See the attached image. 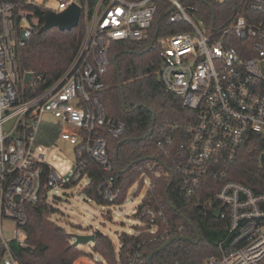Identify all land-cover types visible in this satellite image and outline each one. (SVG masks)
I'll return each mask as SVG.
<instances>
[{
    "label": "built area",
    "instance_id": "1",
    "mask_svg": "<svg viewBox=\"0 0 264 264\" xmlns=\"http://www.w3.org/2000/svg\"><path fill=\"white\" fill-rule=\"evenodd\" d=\"M160 1L172 6L169 24L190 30L157 37L162 60L158 77L193 115L183 123L162 125L156 145L174 165L169 175L177 176L182 198L215 185L202 211L214 217L221 209L220 218L214 219L225 233L218 254L204 264H264V193L229 178V166L250 134L264 140V0L250 3L248 13L237 11L231 24L214 34L201 28L204 23L194 20L181 0H0L1 264H21L12 245L28 247L29 205L49 204L57 187L89 181V160L113 172L108 138L121 139L127 125L108 116L101 101L112 45L147 40ZM74 5L81 10L85 29L78 52L58 81L40 88L41 77L20 70L18 49L44 26L48 12L60 14ZM237 40L239 50L233 46ZM58 142L76 152L70 181L43 154ZM150 171L156 179L162 177L154 167ZM148 180L150 188L153 178L145 179V185ZM114 184L110 176L98 186L109 202L119 196ZM142 215L153 234L159 223H168L162 207L146 208ZM174 229L180 236L187 232L183 226ZM165 239L170 240L169 231ZM140 257L137 253L134 260ZM96 262L83 258L75 264Z\"/></svg>",
    "mask_w": 264,
    "mask_h": 264
},
{
    "label": "trees",
    "instance_id": "2",
    "mask_svg": "<svg viewBox=\"0 0 264 264\" xmlns=\"http://www.w3.org/2000/svg\"><path fill=\"white\" fill-rule=\"evenodd\" d=\"M181 1L189 13L195 14L197 20L204 23L208 33L214 34L231 24L235 18V10L238 14L245 11L248 13L247 8L254 0ZM171 13L172 6L160 1L155 23L147 40L112 45L111 65L105 78L106 90L101 94V101L108 116L124 121L127 130L119 140L108 138L113 172L106 173L99 164L89 160V183L82 187V192L99 205L121 206L130 193L139 195L145 179L153 178V184L136 214L143 225L132 234L120 236L119 251L109 236L95 233L92 251L101 258L96 264H148L149 257L168 241L162 240L166 231H169L170 239L182 237L175 233L174 228L179 226L187 229L184 236L194 240H197L196 228L200 241L191 243L177 240L164 251L155 254L153 264H204L207 259L218 254V243L224 237L223 224L215 220L212 214L205 216L202 211L204 202L208 200L212 189L214 191L215 185L206 187L191 199L182 198L178 192L177 176L169 175L174 165L165 160L156 145L162 125L166 122L183 123L193 115L183 107L182 100L167 91L159 80L162 60L158 40L147 51L157 32L158 38H162L190 30L184 24H169ZM84 32L83 21L71 31L61 32L53 28L42 34L35 32L18 49L17 63L20 70L31 72L34 77H41L40 88L50 86L69 68ZM238 42L237 40L233 46L239 50ZM153 124L155 127L152 135L145 138ZM54 138L53 135L51 139ZM263 155V138L250 134L238 158L229 166V178L245 184L258 194L264 193V167L260 164ZM139 160L143 161L137 164ZM151 167L161 173L160 179L153 176ZM110 176L114 178L115 189L119 191L118 198L113 202L105 200L98 190L99 184ZM78 185L77 182H72L67 188ZM149 207H162L168 215V223H159V231L155 234L152 233L149 221L142 215L143 210ZM27 212L28 247L12 245L21 264H75L83 257L96 259L94 254L74 246L73 236L53 220L55 210L50 203L29 205ZM137 253L141 257L134 260ZM3 257L0 250V264Z\"/></svg>",
    "mask_w": 264,
    "mask_h": 264
},
{
    "label": "rangeland",
    "instance_id": "3",
    "mask_svg": "<svg viewBox=\"0 0 264 264\" xmlns=\"http://www.w3.org/2000/svg\"><path fill=\"white\" fill-rule=\"evenodd\" d=\"M189 14L194 20H197L195 14ZM201 28L206 29V26L202 25ZM43 154L46 155V161L65 181L72 179V171L77 163L73 146L58 142L53 147L44 149ZM149 182L148 180L147 184L143 186L139 195L134 196L133 193H130L126 202L121 206H102L89 200L82 192V187L89 183L88 180H84L78 186H71V188L59 186L54 189L48 199L55 210L52 218L73 238L75 236H91L97 232L107 235L113 240L116 249L119 251L121 247L120 236L122 234H132L136 231V228L143 225L136 214L148 191ZM79 247L87 253L94 254L92 251L93 244L91 243ZM94 257L96 260L101 259L96 254H94Z\"/></svg>",
    "mask_w": 264,
    "mask_h": 264
},
{
    "label": "water",
    "instance_id": "4",
    "mask_svg": "<svg viewBox=\"0 0 264 264\" xmlns=\"http://www.w3.org/2000/svg\"><path fill=\"white\" fill-rule=\"evenodd\" d=\"M237 10H235V14H236ZM80 18H81V10L78 6L74 5L72 7H70L69 9H67L66 11H64L63 13L60 14H55L53 12H48L45 15V24L44 26L39 30V33H45L53 28H57L59 29L61 32H66V31H71L72 29L76 28L79 26L80 24ZM158 37V33L155 35L152 44L150 45L149 49L147 51H150L153 46L154 43L156 42ZM115 61V59H114ZM31 78V75L28 74L26 76V80L25 83L27 84L29 82ZM154 127L155 124L152 125L151 131L150 133L145 137H150L154 131ZM118 157V153H116V160ZM264 160V158H263ZM143 160H139L136 163H140ZM220 214H221V209L215 211L214 213V217L215 218H220ZM195 231L197 233V240H194L191 237L188 236H182L178 239H170L168 240L162 247H160L155 253H153L149 259H148V264H153V258L155 256V254H158L162 251H164L166 248H168L169 246H171L175 241L177 240H182V241H188L191 243H198L200 241V236L198 234L197 229L195 228ZM75 242H74V246L75 247H79L81 245H87V244H94L95 242V235H91V236H75Z\"/></svg>",
    "mask_w": 264,
    "mask_h": 264
}]
</instances>
